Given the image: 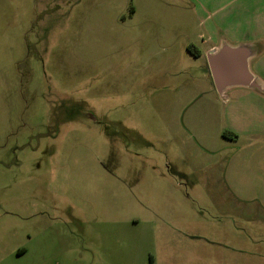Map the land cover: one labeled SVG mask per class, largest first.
Instances as JSON below:
<instances>
[{
	"label": "rangeland",
	"instance_id": "374dc122",
	"mask_svg": "<svg viewBox=\"0 0 264 264\" xmlns=\"http://www.w3.org/2000/svg\"><path fill=\"white\" fill-rule=\"evenodd\" d=\"M256 15L264 0H0V264H264V117L213 134L228 94L187 50L255 44L264 82ZM162 222H235L241 241L218 263L202 238L167 251Z\"/></svg>",
	"mask_w": 264,
	"mask_h": 264
},
{
	"label": "crops",
	"instance_id": "0c3cea01",
	"mask_svg": "<svg viewBox=\"0 0 264 264\" xmlns=\"http://www.w3.org/2000/svg\"><path fill=\"white\" fill-rule=\"evenodd\" d=\"M242 14V13H241ZM253 21H255V26L249 29V32L247 35H244V39L247 40L245 43L249 41V39H254L258 42H263L264 40V26L261 28L260 23H264V15H262L260 18L259 16H253ZM247 29V28H246ZM245 29V30H246ZM222 46H227L230 48H236L240 46H246V47H252V56L248 60V69L250 73L253 75V77H256L261 84H264L251 70V63L253 59L257 60L256 56L258 52L257 45L255 44H243L241 45L239 42L235 43H226L223 40H220L216 44H211L207 46L204 50L203 49H197L200 52V56L197 57L201 61H206V72L208 73V76H210L211 86L216 91L209 69L207 65V57L209 55H213V53L219 51V49ZM264 52V51H263ZM262 52V53H263ZM261 61V60H258ZM228 94V103L225 105V108L223 112H211L210 120L213 122V134L218 131V135L222 136L223 133H232L236 136L241 134H246L248 136L254 135L255 133H260L262 130H260L258 127L254 126V117L255 115L263 116L264 117V93L255 89H250L246 87L241 86H233L228 87L223 90L221 94H218L219 96L222 94ZM195 131L198 135V140L203 143L204 145V137L202 134H199L198 132L200 129L197 127H194ZM228 130V131H223ZM190 131V129H189ZM231 131V132H230ZM191 133V134H190ZM187 140H191L193 143L195 140L197 141V144L200 145L202 149L205 151L206 148L199 143L197 140L196 134L190 132H187ZM195 139V140H194ZM206 140H208L207 137H205ZM236 139V138H235ZM194 140V141H192ZM251 149L252 145L250 144ZM226 172V170H225ZM234 177H223L225 180L226 188L235 195V197H240L242 190L241 187L243 184H245V178L240 176L239 171L237 170V173L234 174ZM259 179L256 177H253V179H250L249 188L251 190H254L258 186ZM241 224L239 223H224V222H218V223H202V224H195V223H175V222H162L157 225L154 231V241L155 243H159L160 245H163L166 247L167 251L171 250H177L179 249L183 250L184 248L187 249V246L189 242L192 241H199L200 238L204 240L205 242L209 243L211 246L215 245L216 243L218 247L213 251L212 258L215 260V262H219L220 259L224 261L226 256V248L229 247L225 244L230 242L236 243L241 241ZM202 231V232H194V231ZM205 231V232H203ZM195 233V234H194ZM230 237V238H229ZM231 245V244H229ZM206 252H209V250L206 247L201 248V253L204 255ZM206 257V256H205ZM235 258V256H232ZM169 264H174L176 261L173 259L172 256L166 257ZM175 258V257H174ZM166 264V262L164 263Z\"/></svg>",
	"mask_w": 264,
	"mask_h": 264
},
{
	"label": "water",
	"instance_id": "95a60500",
	"mask_svg": "<svg viewBox=\"0 0 264 264\" xmlns=\"http://www.w3.org/2000/svg\"><path fill=\"white\" fill-rule=\"evenodd\" d=\"M251 56L252 51L249 47L222 46L219 51L207 57L208 69L218 94L233 86L261 91L258 81L248 69V60Z\"/></svg>",
	"mask_w": 264,
	"mask_h": 264
},
{
	"label": "trees",
	"instance_id": "16d2710c",
	"mask_svg": "<svg viewBox=\"0 0 264 264\" xmlns=\"http://www.w3.org/2000/svg\"><path fill=\"white\" fill-rule=\"evenodd\" d=\"M192 47H188V51H189V53L191 54V55H193L194 57H199L200 56V52L197 50V49H191ZM223 136L224 137H227V138H231V139H235L236 138V136L234 135V134H232V133H229V132H227V133H223ZM149 264H153V261H152V259L150 258L149 259Z\"/></svg>",
	"mask_w": 264,
	"mask_h": 264
}]
</instances>
